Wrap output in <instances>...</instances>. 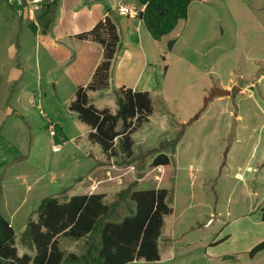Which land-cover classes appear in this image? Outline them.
I'll list each match as a JSON object with an SVG mask.
<instances>
[{
  "label": "rangeland",
  "instance_id": "obj_1",
  "mask_svg": "<svg viewBox=\"0 0 264 264\" xmlns=\"http://www.w3.org/2000/svg\"><path fill=\"white\" fill-rule=\"evenodd\" d=\"M192 3L188 18L175 27L182 38L171 47L175 38H162L163 63L157 65L162 89L152 94L150 120L133 135L131 157L118 149L108 159L100 145L87 141L89 126L68 109L66 75L60 74L56 89L59 74L48 70L46 60L40 66L30 30L24 32L22 55L28 65L13 98L20 115H8L5 96L17 73L13 54L0 48V118L6 117L0 120V212L15 230L20 254L29 247L22 234L30 220L38 219L46 197L57 194L65 201L69 194H63L69 191L104 194L110 215L102 224L120 222L134 212V191L165 187L173 214L166 217L159 239L161 260L131 264H264V252L253 258L238 252L264 235V0ZM214 85L241 89L234 98H214L198 115ZM113 90L93 99L116 112ZM233 116L240 119V140L231 146L227 139ZM56 144L59 150H54ZM161 153L172 161L171 181H162L161 168L148 181V167ZM100 168L107 175L126 169L130 180L119 177L113 185H101L92 177ZM98 240V233L81 240L60 237L67 256L87 254ZM29 251L35 254L33 248Z\"/></svg>",
  "mask_w": 264,
  "mask_h": 264
},
{
  "label": "trees",
  "instance_id": "obj_2",
  "mask_svg": "<svg viewBox=\"0 0 264 264\" xmlns=\"http://www.w3.org/2000/svg\"><path fill=\"white\" fill-rule=\"evenodd\" d=\"M192 1L138 0L141 5H146L142 18L156 40L168 36L180 20L188 18ZM57 6V0L45 1L36 13L37 21L45 32L52 25ZM29 27L33 33L37 32L38 26L34 22L31 21ZM78 37L92 38L101 43L104 58L91 82L78 88L69 110L77 113L79 119L90 127L89 141L100 145L108 159L115 157L118 149L131 157L135 145L133 135L150 120L154 112L151 93L123 86L114 90L118 103L115 113L108 107H96L91 103L88 92L109 88L113 60L121 47L120 34L112 18L107 16L91 31ZM158 168L162 171V181H171L173 166L170 156L161 153L153 160L147 170L148 181L156 175ZM92 177L101 185H113L119 177L125 183L130 180L126 169L112 170L107 175V170L100 168ZM168 196L169 190L165 187L134 191L131 195L135 203L134 212L120 222L107 221L102 224V218L110 215V206L104 202V194H79L65 201L46 197L38 208V219L30 220L22 234L29 247L34 249V255H19L15 230L0 212V264H128L141 259L159 261V238L165 218L173 213ZM95 233H98L99 240L91 244L93 248H89L85 255L71 253L67 256L61 247V236L81 240L92 238ZM263 252L264 240L248 253L253 258ZM227 257L231 256H224Z\"/></svg>",
  "mask_w": 264,
  "mask_h": 264
},
{
  "label": "crops",
  "instance_id": "obj_3",
  "mask_svg": "<svg viewBox=\"0 0 264 264\" xmlns=\"http://www.w3.org/2000/svg\"><path fill=\"white\" fill-rule=\"evenodd\" d=\"M22 1L24 0H0V48L6 50V52L8 51L9 54H13L14 68L17 73L14 77L15 83L9 86L10 91H7L5 96L6 112L8 115H20V110L15 106L13 98H16L18 92L15 90L17 82L22 80L21 76L28 65L26 60L22 58L27 39V34H24V32L27 33L30 30L32 33L33 50L39 57L40 66L46 60L50 63L48 70L51 68L53 72H57L59 75H66L69 81L68 87L71 90L68 102L69 109V105L74 100L78 88L86 86L91 82L96 68L104 58V47L101 43L92 38L81 39L78 35L91 31L107 16H110L117 26L121 38V47L113 60L109 88L100 91H89L91 103L102 109L103 107L99 106L93 97L96 93L110 91L112 88L117 90L124 86L137 91H149L151 96L156 91L162 89V87L159 88L157 85V65L161 66L163 63L164 54L162 39L156 40L153 38L142 17L125 15L120 11L122 6H138L140 4L138 0H57L56 15L50 29L46 32L38 23L37 17H32L26 12ZM192 2L190 6H192ZM31 21L38 26L36 33H33L29 27ZM176 29L168 36H165L167 39L175 38V43L182 38L181 31ZM9 39L12 41L10 42ZM59 75L56 78V89L59 88L57 85L61 82V75ZM17 98H20V96ZM4 111H1V113L4 114ZM111 111L115 113L113 109ZM4 117L5 115L0 120L4 121ZM239 123L240 119L237 118V128L239 127ZM2 128L3 124H0V130ZM90 130L89 127V132ZM89 132L86 134V138L91 143L88 139ZM237 139L240 140L238 138V131L231 146ZM81 180V178L78 179V181ZM93 189L94 186L90 192ZM68 194L69 198L74 196L71 191L63 195L65 197ZM254 196H258L256 192ZM53 197L57 198L58 195L56 194ZM260 206H262L261 222L264 223V198ZM161 237H163V234H161ZM263 240L264 235L255 241L251 239L249 246L238 252H249ZM213 244L209 246H216ZM29 252V247L24 249V253ZM23 254L19 253V255ZM137 261L139 260L131 263Z\"/></svg>",
  "mask_w": 264,
  "mask_h": 264
},
{
  "label": "water",
  "instance_id": "obj_4",
  "mask_svg": "<svg viewBox=\"0 0 264 264\" xmlns=\"http://www.w3.org/2000/svg\"><path fill=\"white\" fill-rule=\"evenodd\" d=\"M175 43V40H172L170 42V47ZM241 89V87L239 85H235L233 88L229 89V88H223L221 86L218 85H214L210 88V91L208 93V95L205 97L204 99V103L203 106L201 107V109L198 112V115L201 114V112L207 107V105L209 104L210 101H212L214 98L218 97V96H230L232 98H234L237 94V92ZM233 120L234 123L232 125L230 134L228 136V143L231 145L233 143L234 138L237 135V117L233 116Z\"/></svg>",
  "mask_w": 264,
  "mask_h": 264
},
{
  "label": "built area",
  "instance_id": "obj_5",
  "mask_svg": "<svg viewBox=\"0 0 264 264\" xmlns=\"http://www.w3.org/2000/svg\"><path fill=\"white\" fill-rule=\"evenodd\" d=\"M44 0H24L23 2V8L26 9V12L32 16L35 17L36 13L39 9H41L42 3ZM146 5L138 6H122L120 11L129 16H140L142 17V14L145 10ZM50 127L53 128V123H50ZM54 130L51 131V134H54ZM61 148L60 144H56L54 146V150H59Z\"/></svg>",
  "mask_w": 264,
  "mask_h": 264
}]
</instances>
